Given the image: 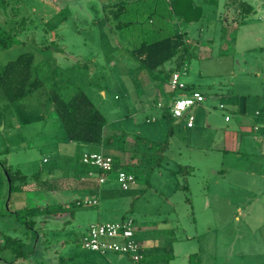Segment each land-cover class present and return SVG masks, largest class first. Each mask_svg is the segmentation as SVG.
Returning a JSON list of instances; mask_svg holds the SVG:
<instances>
[{
	"label": "rangeland",
	"instance_id": "obj_1",
	"mask_svg": "<svg viewBox=\"0 0 264 264\" xmlns=\"http://www.w3.org/2000/svg\"><path fill=\"white\" fill-rule=\"evenodd\" d=\"M191 1L201 16L182 24L190 49L162 69H175L183 56L177 71L185 72L182 81L204 101L184 118L168 121L163 116L170 103L167 81H157L130 57L136 39H126L112 21L102 19L108 16L107 0H0V28H22L12 47L0 49V65L30 52L41 62V78L48 64L66 70L106 119L103 138L111 141L101 155L119 163L120 157L136 159L122 167L135 176L127 190L112 172L110 183L100 186L110 188L107 198L60 192L68 203L80 198L98 205L69 204L73 218L43 224L42 237L53 248L47 262L33 264L58 257L56 264H189L193 254L200 264H264V0H241L253 8L245 18L240 0ZM47 94L44 87L14 104L0 87V161L10 171H51L52 183L74 184L75 171L89 166L76 157L85 148L66 143ZM186 117H193V128H186ZM254 126L258 131L249 132ZM8 197L0 165V206ZM44 199L54 206L59 201L46 188L20 197L26 203ZM121 219L134 221L142 248L143 234L156 246L150 252L145 246L143 261L82 247L91 224ZM0 230L26 242L23 227L11 219L0 218ZM11 256L0 250V264H12Z\"/></svg>",
	"mask_w": 264,
	"mask_h": 264
},
{
	"label": "trees",
	"instance_id": "obj_2",
	"mask_svg": "<svg viewBox=\"0 0 264 264\" xmlns=\"http://www.w3.org/2000/svg\"><path fill=\"white\" fill-rule=\"evenodd\" d=\"M107 1L108 6H104L105 10H108L106 20L112 21L113 27L120 33L127 34L130 32L128 30L133 31V35H130L136 40L129 51L130 57L137 62L138 67L155 76L156 80L168 81L180 68L183 56L178 57L175 69L165 72L162 69L163 65L179 53L185 54L190 49V45L186 43V33L179 30L172 31L170 23L196 21L201 16L200 8L194 6L191 0ZM238 7L243 18L253 12L252 6L241 0L238 2ZM21 30V24L9 31L0 28V49L12 47L17 32ZM35 62V55L25 52L5 65H0V87L7 100L20 101L45 87L48 89V100L54 108L56 119L69 142L91 145L109 144L110 138L103 139L106 119L70 74L56 65L48 64L47 75L41 78L37 72L40 65L37 63L41 62ZM193 91H196L194 87L187 84L184 93L190 94ZM163 116L168 121L172 120L168 108ZM112 162L114 164V161ZM0 165L9 179L11 194L31 185L45 184L43 171L23 175L19 170L10 171L4 161H0ZM76 207H78L77 203ZM40 212L39 208H26L12 212L8 206H0V217H13L14 221L23 227L25 236L33 232L35 218L41 215ZM46 213L48 216L59 214L53 210H47ZM1 238L0 250L10 252L12 261L26 260L29 257L31 251L23 239L6 234H2ZM188 262L200 264L196 254L189 255Z\"/></svg>",
	"mask_w": 264,
	"mask_h": 264
},
{
	"label": "crops",
	"instance_id": "obj_3",
	"mask_svg": "<svg viewBox=\"0 0 264 264\" xmlns=\"http://www.w3.org/2000/svg\"><path fill=\"white\" fill-rule=\"evenodd\" d=\"M166 13H165V15H166ZM102 19H104L105 22L108 24L109 20H106V15L105 14H104V16H103ZM182 24L183 23H179V22L170 23V29L172 31L179 30V31L185 33V31H184L185 27H183ZM114 29H116V28L114 27ZM128 31H130V32H128L127 34H125L124 32L121 33L126 39H127V35H130V34L133 35V31H131V30H128ZM186 37H187V32H186ZM186 43L188 45H190V41L188 40V38L186 39ZM127 51H128V49H127ZM157 81H159V80H157ZM168 82H169V80L167 81V84H168ZM156 94H157L158 98L160 100H162V102L164 103V98H163L162 92L158 90L156 92ZM174 95L175 94L173 92H171L170 89H169V91L167 92V96L165 98L168 97L170 99V103H171ZM226 98L227 99H230L232 101L231 104L234 103L233 100H232V99H234V97H232V96L230 97L229 96V97H226ZM47 99H48V94H47ZM237 100L238 99H236V101ZM17 102H19V101L11 102V103L16 104ZM223 108L224 107L222 105H220V109H223ZM53 110H54V108H53ZM238 111L241 114L244 113V110L243 109H240L239 108ZM24 112H25L24 113V116L25 115L28 116V114H29L28 110L27 111H24ZM54 113H55V111H54ZM255 115L258 116L259 113L256 111L255 112ZM20 116H23V112L20 113ZM55 118H56V114H55ZM16 126L19 127V124H17ZM241 130H243V128H241ZM248 131L249 132H253V131L256 132V131H258V129H257L256 126H254V127L249 128ZM66 143L68 145L69 144L70 145L71 144H74L73 142H69L67 140V138H66ZM75 144H80V143H75ZM103 145H104V143L99 144V145L81 144V146L84 147L85 149L82 152H77L76 153V157H77L78 161L81 162L80 161V155L83 152H91V153L101 154L102 153V147H103ZM133 157L134 158H132V156H129V157L127 156V158L124 157L123 159H121L122 157H120V162L121 163H119L118 161L114 160V170H113V172L116 173L119 170H123L122 169L123 166L135 165L136 164V162H135V160H136L135 159V155H133ZM130 158H132V159H130ZM43 173H44V175H43L44 180L43 181L45 183L44 185L39 186L38 184H35V185L28 186L27 188H24L22 191L13 192L12 193L13 194L12 197H11V195H12L11 194V190H10V193H9L10 186H9V183H8V180H7V183H8V195H9V197L7 198L8 199V202H7V204L5 206H8L9 207V203L14 204V208L15 209L11 210L12 212L19 211V210H23V209H26V208H39L40 211H41L40 212L41 215L35 218V227H34L33 232H31L28 236H25L24 235L25 238H26V243L29 246V251H31L29 257L26 260L18 259L16 261H11L12 264H19L21 261L24 264H33L35 261L42 262V263L47 262L46 259L49 258V253H50L49 250H51L50 247L52 245L49 244V242H47L45 238L42 237L44 235L40 232L42 230L41 229V226L43 224L49 222V220H60V219L66 218V217H67V219L68 218H70V219L73 218V215L74 214H72V213L74 212L73 209L76 208V203L77 202L87 201V199L84 200V199L77 198V199H73V201H71L70 203H68V202H66L61 197L60 192H65V191H69L70 190V191H73V192H76V193H79V194H92L93 196H95V195L98 194L99 197H104V198H107L110 195V188H107V187L106 188H100V186H102L105 183H110V179L112 180L111 173L108 174V175H106L105 181H104V183L102 185H98L97 184V179L100 176V172L98 171L97 168H95L93 166H87L86 169L80 168V170L75 171L77 180L75 181L74 184H71V183H57V184H54L51 181L52 180V178H51L52 172L51 171H47V173H46V172L43 171ZM6 177H7V175H6ZM133 185H131V186H133ZM44 188H46L48 191H51L53 193V195L58 198L59 201L57 203H55V206L52 205L53 202L52 203H49V201H47L46 199H44V200H32L31 202H29L30 205H28L29 203H26V202H23V201L20 200L21 195L24 194V193H26L27 191H29V192H33V191H43ZM72 203L74 204L73 205L74 208H70L69 207V204H72ZM52 206H54V207H52ZM77 208H83V207L78 206ZM47 210H53V211H55V212H57L59 214L56 215V216H53V215H49L48 216V215H46L47 214L46 213ZM0 218L3 219V220L11 219L12 221H14L13 217H5V218L0 217ZM7 223L10 224L9 221H7ZM15 224L17 225L16 222H15ZM2 234H5V233H3L0 230V246L2 244V238H1ZM30 236H32V238H30ZM141 238H142L143 245L147 246L149 244L147 246V249H148L147 252H150V250H153L154 248H156V246L151 245L152 242H149L147 240L145 234H143ZM29 239H30V241H29ZM44 239H45V241H44ZM28 241H29V243H28ZM145 246H143V248H142L144 255H143V258H142L141 261H143L145 259L146 255H148V253L146 254V251H145V248L146 247ZM51 248H53V247H51ZM54 250L57 251V249L55 247H54ZM54 250H52V252H54ZM43 253H44V255H43ZM1 260H2V257H0V261ZM49 261H51V260H49ZM53 261H55L54 263L56 264L57 262H59V257L56 258V259H54ZM141 261H139V262H141ZM54 263H50V264H54Z\"/></svg>",
	"mask_w": 264,
	"mask_h": 264
},
{
	"label": "built area",
	"instance_id": "obj_4",
	"mask_svg": "<svg viewBox=\"0 0 264 264\" xmlns=\"http://www.w3.org/2000/svg\"><path fill=\"white\" fill-rule=\"evenodd\" d=\"M185 72H174L168 82L171 92L175 95L168 105L169 113L172 119L184 118L187 112L196 105H200L204 98L198 91L185 94L187 84L182 81ZM187 118V117H186ZM193 117L186 120V128L193 127ZM80 161L84 165L93 166L98 169L100 176L97 184L102 185L106 175L114 170L112 160L105 158L98 153L83 152L80 155ZM116 182L122 190H127L135 183V176L131 173L119 170L116 172ZM98 204L97 200H87L77 202L78 206L93 207ZM132 219H121L110 223H93L87 232L81 238L82 247L88 251L106 254L108 252L116 253L130 258L133 262H139L143 258V249L141 243L137 240Z\"/></svg>",
	"mask_w": 264,
	"mask_h": 264
},
{
	"label": "water",
	"instance_id": "obj_5",
	"mask_svg": "<svg viewBox=\"0 0 264 264\" xmlns=\"http://www.w3.org/2000/svg\"><path fill=\"white\" fill-rule=\"evenodd\" d=\"M195 49H196V47L194 46V47H192L191 51L193 52V51H195ZM7 180H8V183H9V179L8 178H7ZM9 193H10V188H9Z\"/></svg>",
	"mask_w": 264,
	"mask_h": 264
}]
</instances>
